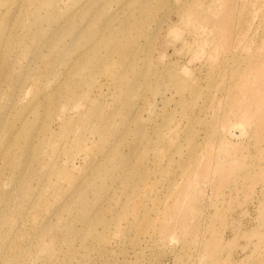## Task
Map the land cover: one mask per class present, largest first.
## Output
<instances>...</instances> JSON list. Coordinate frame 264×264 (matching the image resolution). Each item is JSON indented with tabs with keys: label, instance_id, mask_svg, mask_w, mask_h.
Returning a JSON list of instances; mask_svg holds the SVG:
<instances>
[{
	"label": "rangeland",
	"instance_id": "rangeland-1",
	"mask_svg": "<svg viewBox=\"0 0 264 264\" xmlns=\"http://www.w3.org/2000/svg\"><path fill=\"white\" fill-rule=\"evenodd\" d=\"M1 2L0 264H264V0Z\"/></svg>",
	"mask_w": 264,
	"mask_h": 264
},
{
	"label": "bare ground",
	"instance_id": "bare-ground-1",
	"mask_svg": "<svg viewBox=\"0 0 264 264\" xmlns=\"http://www.w3.org/2000/svg\"><path fill=\"white\" fill-rule=\"evenodd\" d=\"M1 1L5 2L7 0H1ZM164 1L165 0H131V2H128L129 7L128 8L126 7L127 10H123V12L125 14L123 16L119 17L117 22L110 29L111 30L110 33H112L113 35L111 36V38H109L105 41H115V42L121 41V38L123 36L122 32H125L131 24L136 23V22H138V25H140L141 31L143 33L149 19L153 18V13L157 9V7H159ZM133 3L138 4V6L137 7L133 6L132 5ZM124 6H126V4L121 5V7H124ZM113 16H116L114 11L112 12L111 17L113 18ZM152 21L156 22V20L154 18L152 19ZM112 23L113 22L110 21L109 26ZM153 50H154L153 47L149 48L150 52H152ZM240 51H244V50H243V48H241L238 45V48L234 52L233 55L238 54ZM181 77L183 78L184 76H181ZM146 79L148 81L150 79L149 76H147ZM184 81L186 82L185 79H184ZM188 86H189L188 83H186V85L183 87V90L181 91L183 93V95L188 94V92H189V91H187ZM189 93H191V92H189ZM144 136L145 135H143V137ZM177 203H179V201H177Z\"/></svg>",
	"mask_w": 264,
	"mask_h": 264
}]
</instances>
